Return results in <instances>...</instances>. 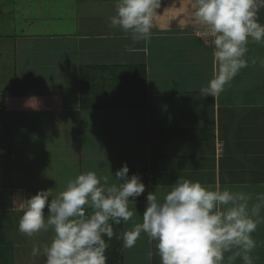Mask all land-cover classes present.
<instances>
[{"label": "crops", "instance_id": "1", "mask_svg": "<svg viewBox=\"0 0 264 264\" xmlns=\"http://www.w3.org/2000/svg\"><path fill=\"white\" fill-rule=\"evenodd\" d=\"M67 5L71 14L43 10V21L28 17L30 29L10 37V69H0L11 72L0 81V212L22 214L14 202L59 192L83 172L111 184L109 172L114 178L124 163L145 192L129 200L137 215L113 224L115 240L142 222L149 192L179 178L256 203L264 194V45L250 41L248 66L218 98L204 97L199 89L216 65L213 48L193 34L191 0H161L151 39L139 42L110 27L115 0ZM252 237L254 264H264V222ZM114 252L117 264H161L144 233L124 256Z\"/></svg>", "mask_w": 264, "mask_h": 264}, {"label": "clouds", "instance_id": "2", "mask_svg": "<svg viewBox=\"0 0 264 264\" xmlns=\"http://www.w3.org/2000/svg\"><path fill=\"white\" fill-rule=\"evenodd\" d=\"M160 4L161 0H115L110 27L128 34L133 42L148 41ZM191 9L195 35L212 46L216 65L199 91L204 97L218 98L248 66V43L264 45V24L259 22L264 0H191ZM29 106L35 108L37 102ZM128 173L127 164H122L114 178L109 172L113 181L109 184V176L83 172L59 192L38 190L14 202L22 211L20 233L28 237L49 229L54 233L50 244L42 250L34 246L31 255L42 254L45 264H107V241L116 235L113 224L127 223L137 215L129 200L145 192L140 176ZM251 200L243 191L212 189L179 178L162 194L149 192L142 222L118 238L124 249H131L141 233L146 234L155 242L161 264H232L237 257L243 264H254L252 233L264 222L260 215L264 194H257L254 204Z\"/></svg>", "mask_w": 264, "mask_h": 264}, {"label": "rangeland", "instance_id": "3", "mask_svg": "<svg viewBox=\"0 0 264 264\" xmlns=\"http://www.w3.org/2000/svg\"><path fill=\"white\" fill-rule=\"evenodd\" d=\"M67 3L68 0H0V69L3 64H5V69H10L8 65L11 59L10 49L12 48L10 37L21 33L22 30L30 29V24L27 23L28 17L43 21V10H46V14H53L60 7L70 13L72 8ZM4 75L7 78L11 72L0 71V81ZM46 213L47 211H45ZM21 215L0 212V219L2 220L0 232L5 240L2 248L3 252L5 251V258L9 261L12 260L13 264H45V257L42 254L35 257L31 255L32 249L36 246L42 250L44 246L50 244L54 233L51 229L36 233L32 237L20 233L18 221ZM113 229H115L114 226ZM105 239L107 240L106 237ZM107 242L109 244L105 253L107 264H116V261L119 260L114 251H117L119 256H124L130 251V249H124L122 244L118 242V238L115 240L114 236Z\"/></svg>", "mask_w": 264, "mask_h": 264}, {"label": "trees", "instance_id": "4", "mask_svg": "<svg viewBox=\"0 0 264 264\" xmlns=\"http://www.w3.org/2000/svg\"><path fill=\"white\" fill-rule=\"evenodd\" d=\"M1 224H2V220L0 219V227H1ZM117 226V225H115ZM119 229L121 227V224L118 225ZM117 237V236H116ZM4 238L0 232V264H13L12 260L9 261V259H6L5 258V251L3 252L2 248L4 246ZM116 264H117V261H116Z\"/></svg>", "mask_w": 264, "mask_h": 264}, {"label": "built area", "instance_id": "5", "mask_svg": "<svg viewBox=\"0 0 264 264\" xmlns=\"http://www.w3.org/2000/svg\"><path fill=\"white\" fill-rule=\"evenodd\" d=\"M193 34L195 35V32H193ZM196 36V35H195ZM197 37V36H196ZM199 38V37H198ZM200 39V38H199ZM201 40V42H202V44L204 45V46H207V47H212L209 43H207L206 41H204V40H202V39H200Z\"/></svg>", "mask_w": 264, "mask_h": 264}]
</instances>
